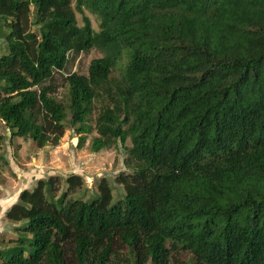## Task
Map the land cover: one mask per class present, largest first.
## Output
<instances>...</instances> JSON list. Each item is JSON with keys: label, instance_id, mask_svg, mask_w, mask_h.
<instances>
[{"label": "trees", "instance_id": "16d2710c", "mask_svg": "<svg viewBox=\"0 0 264 264\" xmlns=\"http://www.w3.org/2000/svg\"><path fill=\"white\" fill-rule=\"evenodd\" d=\"M1 21L0 164L4 139L55 146L69 127L124 148L127 172L117 204L105 178L22 190L0 264H264V0H0ZM93 49L57 99L47 82Z\"/></svg>", "mask_w": 264, "mask_h": 264}, {"label": "rangeland", "instance_id": "374dc122", "mask_svg": "<svg viewBox=\"0 0 264 264\" xmlns=\"http://www.w3.org/2000/svg\"><path fill=\"white\" fill-rule=\"evenodd\" d=\"M35 9L33 5L29 4L30 18H32ZM85 15L90 19L94 30L97 31L99 26L97 17L92 15L88 10H85ZM76 20L78 25L81 26L82 20L80 15L76 14ZM0 31L8 33L2 21L0 22ZM6 52V46L4 47V45L1 44L0 56L4 55ZM101 56L102 54L96 49L88 52H81L79 54H69L65 69L62 72H55L53 77L47 82V84L53 86L54 96L59 100H64L67 93V76L73 73L86 75L91 60ZM91 123L93 124L94 122L92 121ZM0 133H8L1 123ZM95 136L96 133L91 131L81 147L77 146L78 135H75L69 127H65L64 135L55 146L47 144L42 148H37L29 139L13 138L11 141L4 139L1 153L5 157L6 163L0 164V185L6 184L8 187L11 185L17 190L22 189V187H28L29 183L34 178H37L38 175L43 176V178L51 176L65 178L71 174H77L84 178L86 188L93 192V190H96L98 181L105 178L113 190L112 203H121L124 191L121 186H118L114 182V178L122 172H127L125 166L127 153L124 148L118 146L93 152L91 150V142ZM126 146H129V143H127ZM38 151H40V155L37 156L36 163L32 162L31 158L35 153L37 154ZM44 158H47L48 161H43ZM12 161L14 164H12ZM24 163L29 166V175H26L29 183H27L25 179L21 181L19 178L13 177L7 182L6 175L11 176L10 168H15L17 165L22 166ZM34 166L44 167V169H37L38 172H35L36 168L33 169ZM79 196L80 193L79 195L75 194L74 198H78ZM8 203L10 204L11 201ZM7 205L8 204H5V206ZM4 218L3 212L0 210V252L1 250L4 251L9 248L6 246H9L10 242L17 239V235L19 234L16 232V228H19L21 226L20 224H22H12ZM180 255L183 264H195L194 259L188 252H182Z\"/></svg>", "mask_w": 264, "mask_h": 264}, {"label": "crops", "instance_id": "0c3cea01", "mask_svg": "<svg viewBox=\"0 0 264 264\" xmlns=\"http://www.w3.org/2000/svg\"><path fill=\"white\" fill-rule=\"evenodd\" d=\"M1 44L4 45V42H3V36L0 35V45ZM4 47H5V45H4ZM39 152L40 151H38L37 154L35 153L33 155V157L31 158L32 162L36 163L37 156L40 155ZM44 160L46 162L48 161L47 158H44L43 161ZM12 164H14L13 161H12ZM35 168H36L35 172H38L37 169H40V170L44 169V167H39V166H37V167L34 166L33 169H35ZM10 171H11V176L6 175L7 182H8V180H11L10 178L13 177V178H17V179L19 178V180H21V181L22 180L24 181V179H25L27 181V183H29L27 176H26V175H29V172H28L29 166L27 164L24 163V164H22V166L17 165L15 168H12V169L10 168ZM42 178H43V176L38 175L37 178H34L29 183L28 187H22V189H17V190H15L11 185L9 187L6 184L0 185V210H1V212H3V218L5 215V212L17 201L19 193L24 189H31L34 186L35 182L39 179H42ZM7 200H8V202L11 201V203L9 204L7 202ZM5 204H8V205L5 206Z\"/></svg>", "mask_w": 264, "mask_h": 264}, {"label": "water", "instance_id": "95a60500", "mask_svg": "<svg viewBox=\"0 0 264 264\" xmlns=\"http://www.w3.org/2000/svg\"><path fill=\"white\" fill-rule=\"evenodd\" d=\"M7 135H10V133L8 132ZM90 194H92V192L90 191Z\"/></svg>", "mask_w": 264, "mask_h": 264}]
</instances>
